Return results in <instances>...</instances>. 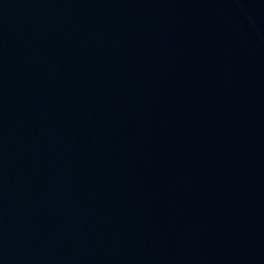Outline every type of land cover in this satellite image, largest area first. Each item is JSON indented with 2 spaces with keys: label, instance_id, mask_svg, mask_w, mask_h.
Instances as JSON below:
<instances>
[{
  "label": "water",
  "instance_id": "obj_1",
  "mask_svg": "<svg viewBox=\"0 0 264 264\" xmlns=\"http://www.w3.org/2000/svg\"><path fill=\"white\" fill-rule=\"evenodd\" d=\"M0 264H264V0H0Z\"/></svg>",
  "mask_w": 264,
  "mask_h": 264
}]
</instances>
